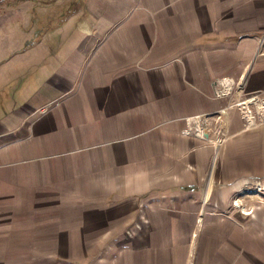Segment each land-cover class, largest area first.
<instances>
[{
    "label": "crops",
    "instance_id": "crops-1",
    "mask_svg": "<svg viewBox=\"0 0 264 264\" xmlns=\"http://www.w3.org/2000/svg\"><path fill=\"white\" fill-rule=\"evenodd\" d=\"M98 1L90 2L95 35H78L68 50L42 55L43 93L30 103L35 111L23 124L18 112L1 115L0 167L16 164L20 153L79 148L73 134L88 121L95 124L91 143L107 145L111 154L139 156L137 164L126 159L108 165L113 178L121 168V182L113 186L130 197L129 204L172 193L208 201L211 187L226 176L211 178L212 152L247 126L238 102L255 96L264 105L263 31L253 18L264 0ZM6 60L15 66L27 58L16 51ZM242 75L249 76L245 88L237 85ZM220 76L228 78L230 95H216ZM87 85L90 97L83 94ZM196 115L203 122L185 134L186 118ZM198 127L205 137L196 134Z\"/></svg>",
    "mask_w": 264,
    "mask_h": 264
},
{
    "label": "rangeland",
    "instance_id": "rangeland-1",
    "mask_svg": "<svg viewBox=\"0 0 264 264\" xmlns=\"http://www.w3.org/2000/svg\"><path fill=\"white\" fill-rule=\"evenodd\" d=\"M90 2L0 0V90L9 85L0 94V104L8 99L0 117L15 111L21 124L35 111L30 103L43 80V54L68 50L78 35L96 34ZM262 5L253 18L264 44ZM74 7L77 13L64 20ZM16 51L27 61L14 66L6 58ZM241 77L237 85L245 88L249 76ZM90 87L83 92L88 97ZM250 106L255 122L244 118L245 131L233 141L222 138L211 154V178L226 176L206 202L172 193L129 204L130 197L113 186L121 182V168L113 178L108 165L126 159L137 164L139 156L111 154L107 145L91 143L95 124L88 121L73 134L79 148L20 153L16 164L0 167V264H264V118ZM30 133L23 131L21 148Z\"/></svg>",
    "mask_w": 264,
    "mask_h": 264
},
{
    "label": "built area",
    "instance_id": "built-area-1",
    "mask_svg": "<svg viewBox=\"0 0 264 264\" xmlns=\"http://www.w3.org/2000/svg\"><path fill=\"white\" fill-rule=\"evenodd\" d=\"M227 79H228V78L225 77V78H223V79H220L219 82H216V84H217V86H216V92H217L216 95H217V96L223 97V96H225V95H227V94L230 93L229 90L231 89V87L228 86V84H227ZM257 101H258V100L255 98V96H249V97H247L246 99H244V100L238 102V105L240 106L241 109H242V108H243V109H245V108L247 109V110H245V111L243 112V116H244V118L247 119V121H249V122H252L251 119H254L253 122H255V115L253 114V110L251 109V106H250L251 103H254V105L257 106V108H256V112H257V114L262 115L263 118H264V109H260V111H259V108L261 107V104L257 103ZM258 102H260V101H258ZM243 105H244V106H243ZM248 106H249V108H248ZM259 106H260V107H259ZM263 106H264V105H263ZM263 108H264V107H263ZM186 122H187V124H188V128H186V130H184V133H185V134H190L191 131H192V129H193L192 124H193L194 122H196V123L201 122V123H202L203 120H202L201 116L196 115V116H190V117H187V118H186ZM203 131H204V130H203L201 127H198V129H197V131H196V134H197L198 136L205 137Z\"/></svg>",
    "mask_w": 264,
    "mask_h": 264
},
{
    "label": "trees",
    "instance_id": "trees-1",
    "mask_svg": "<svg viewBox=\"0 0 264 264\" xmlns=\"http://www.w3.org/2000/svg\"><path fill=\"white\" fill-rule=\"evenodd\" d=\"M77 7H74V10H72L70 13H68L66 16H64V20H67L69 17H71L72 15H74L77 12ZM9 86V85H8ZM8 86H6L3 90H0V94L4 93L5 91L7 92ZM11 98V97H10ZM6 101H8V99H3L0 107L3 109V107H5V103Z\"/></svg>",
    "mask_w": 264,
    "mask_h": 264
},
{
    "label": "bare ground",
    "instance_id": "bare-ground-1",
    "mask_svg": "<svg viewBox=\"0 0 264 264\" xmlns=\"http://www.w3.org/2000/svg\"><path fill=\"white\" fill-rule=\"evenodd\" d=\"M249 107V106H248ZM251 121L253 122L254 121V119H251ZM201 124V122H199V125Z\"/></svg>",
    "mask_w": 264,
    "mask_h": 264
}]
</instances>
